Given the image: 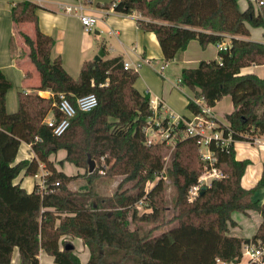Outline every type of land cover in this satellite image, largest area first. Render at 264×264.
Instances as JSON below:
<instances>
[{
	"label": "trees",
	"instance_id": "trees-1",
	"mask_svg": "<svg viewBox=\"0 0 264 264\" xmlns=\"http://www.w3.org/2000/svg\"><path fill=\"white\" fill-rule=\"evenodd\" d=\"M113 1L115 11L140 16L138 26L156 34L166 60L175 59L191 40L206 47L229 35L228 49L218 51L221 60L202 59L196 67L182 68L180 83L194 95L188 98L187 108L198 112L197 98L214 106L232 95L234 108L225 117L234 138L250 140L253 136L246 127L250 123L255 124L254 132H264V77L241 72L245 66L264 64V41L243 38L250 35L251 27H264V10L251 0L245 9L239 0H111L109 5ZM38 7L33 0L16 1L11 17L16 26L26 21L34 24V34L20 28L18 32L40 76L36 88L51 94L20 92L19 107L10 113L6 94L11 81L0 69V264H12L15 247L20 264H40L41 249L56 264L239 262L243 243L264 237V201L254 198L264 186V166L259 180L245 187L241 180L251 160L237 158L234 144L218 150L225 176L188 201V188L204 170L196 139L179 140L166 163L167 145L144 142L143 127L153 110L150 94L135 86L138 71L125 68L119 54L84 60L79 75L72 76L61 55L52 54L54 37L39 28ZM245 89L252 90L240 97ZM59 92L74 104L78 97L94 92L98 105L78 110L67 130L55 135L44 119L50 113L60 117ZM22 142L31 145L35 157L16 160ZM60 150L65 156L57 159ZM89 157L95 161L93 172L88 171ZM65 161L84 171L69 174L57 167ZM40 163L46 171L44 188L36 182L28 191L15 181L22 172L38 173ZM165 163V174L175 190L171 215L161 176ZM104 164L101 174L98 169ZM117 175L123 178L113 193L97 191L96 179ZM81 176L88 186L72 189L70 182ZM249 209L262 216L256 232L251 238L230 234L229 226L236 224L233 213ZM76 237L89 248L86 262L68 241Z\"/></svg>",
	"mask_w": 264,
	"mask_h": 264
},
{
	"label": "crops",
	"instance_id": "crops-1",
	"mask_svg": "<svg viewBox=\"0 0 264 264\" xmlns=\"http://www.w3.org/2000/svg\"><path fill=\"white\" fill-rule=\"evenodd\" d=\"M16 1L19 0H0V69L7 79L11 81V87L6 94V110L10 113L17 111L19 107L20 92H38L44 96L51 94L49 90H38L36 88L40 82V76L35 65L28 59L25 53V45L18 32L20 28L29 34H34V24L27 21L20 23L19 26L14 24L11 17V8ZM33 1L40 5L36 10L39 18V28L42 32L52 35L55 39L52 54L61 55L65 69L72 76L77 77L82 62L84 60H93L100 48L103 47L104 56L120 54L125 61L131 64L141 63L138 70L139 77L135 82V86L141 92L149 93L151 98L158 97L164 102L165 107L169 111L186 116L192 113L187 108V102L189 97H194L193 92L186 86H184V90L178 91L175 89L172 82L167 81L168 78L164 74V67L170 63H176L179 69L177 74L178 82H180L182 68L196 67L202 59L218 57L219 49L217 44L210 43L206 47H202L197 40H191L186 49L175 59L166 60L156 34L138 26L137 19L140 16L136 12L123 14L115 11L112 5H109L111 0ZM251 1L254 2L258 10H264V1L262 4H259L258 0ZM78 3L83 5L84 12L97 16L98 20L91 30L84 28L79 12L65 9L68 5H76ZM248 3L249 0H239L241 9H245ZM243 38L264 41V27H251L250 35L243 36ZM223 41L230 44V36L227 35ZM241 72L256 73L264 77V64L245 66L241 69ZM233 108L234 100L231 95L224 96L212 106L214 113L223 121L227 120L222 117L223 114L231 112ZM250 133L248 135L257 136L258 141L251 143L247 140H238L235 144V149H238L239 154L236 155L237 158H250L252 160L241 180L242 185L245 187H251L259 180L264 166V133L254 132L253 135ZM32 157H35V153L31 145L22 142L16 160L31 159ZM56 158L59 159L58 156ZM57 167L60 168L58 164ZM81 170L82 172L84 171L82 168ZM33 175L38 178L37 175ZM15 181L22 185V173ZM23 187L31 191V189ZM254 198L261 202L264 201V186L256 191ZM252 211L253 209H249L245 213L253 219L254 214L251 213ZM236 213L238 212L233 213L236 224L229 226V233L251 238L262 221L261 214L258 212L255 217L258 223L254 229L249 227L244 229V226L240 224L241 218L237 217ZM74 239L77 240L75 252L79 255L82 262H86L90 255L89 248L83 244L81 238L76 237ZM39 260L40 264H56L53 256L43 249L40 250ZM20 263L21 254L19 248L15 247L12 255V264Z\"/></svg>",
	"mask_w": 264,
	"mask_h": 264
},
{
	"label": "built area",
	"instance_id": "built-area-1",
	"mask_svg": "<svg viewBox=\"0 0 264 264\" xmlns=\"http://www.w3.org/2000/svg\"><path fill=\"white\" fill-rule=\"evenodd\" d=\"M93 1V0H88ZM259 4L263 0H258ZM116 2H112L114 8ZM67 11L79 12V17L82 25L86 30H91L93 25L97 22V16L84 12L83 5L78 3L76 5H68L65 7ZM229 43L221 41L217 44L219 50H226ZM221 60V57H219ZM141 66L140 62L131 64L124 61L125 68H132L136 71ZM58 96V110L61 113L57 117L50 113L44 119V122L52 129L55 135L63 134L70 125L71 119L78 110L89 111L98 105V98L94 92L87 93L76 99V103L68 98L64 92L57 93ZM196 101L200 104L201 110L191 113L190 115H182L174 111H169L163 101L158 97L151 98V108L153 113L147 118L143 127L144 142L147 145L156 143H164L169 147V153L165 156L166 163L168 162L172 151L177 142L185 138H195L198 144L200 157L204 163V170L198 177L197 181L190 185L187 191L188 201H194L200 194L204 185H210L214 179L225 176L224 170L219 166L218 150H225L238 141L234 138V129L231 122L228 120H221L213 111L212 106H209L203 99L197 98ZM249 142L258 141L254 136L247 140ZM104 161V156L101 157ZM165 167L161 176L166 178ZM107 165L99 167V173H105ZM96 168V167H95ZM42 163H40V172L36 173L39 179L40 187H45L44 174L45 170ZM164 174V175H163ZM139 202L140 210H143V204ZM264 264V237H259L256 240L244 242L242 245V254L239 262H227L219 260L216 264Z\"/></svg>",
	"mask_w": 264,
	"mask_h": 264
},
{
	"label": "rangeland",
	"instance_id": "rangeland-1",
	"mask_svg": "<svg viewBox=\"0 0 264 264\" xmlns=\"http://www.w3.org/2000/svg\"><path fill=\"white\" fill-rule=\"evenodd\" d=\"M178 72H179V69H178V65H176V63H170L168 66L164 67V74L168 78L167 81L172 82L173 87L175 89H177L178 91H180L182 89L184 90L185 87H184V85L180 84V82H178V77H177ZM251 90L252 89L242 90L241 93H240V97H243L245 91H246L245 93L247 94V93H250ZM232 98H233V96H232ZM222 117L226 119L225 114H223ZM246 127L248 129H250V131L248 133L251 132L252 135H253V133H254L253 129H255V124H253V123L252 124L251 123L250 124H246ZM253 136H254V138H258L255 135H253ZM258 136H260V135H258ZM251 143H255V142L251 141ZM235 150H236V155H237L238 154V149H235ZM169 151L170 150L168 148V153H169ZM64 155H65V152L64 151H60L57 154V156H58L59 159L63 158ZM251 162H252V160H251ZM263 165H264V163H263ZM58 166L60 168H62L63 170H65L69 174H79V173H82L81 168L75 166L74 164H72V163H70L68 161H65L63 165L58 164ZM22 175H23L22 185L25 186V187H27L28 189H31V190H32L35 182H39V179H40V177L35 178L34 175H32V174H25L24 172H22ZM122 178L123 177L120 176V175L119 176L117 175V176H115L113 178H110V177H100V178H98V179L95 180V184L94 185H95V187H96V189H97V191L99 193H101V194H107L108 195V194L113 193V191L116 189L117 185L121 182ZM165 184H166L167 204L170 206V210H169L168 213H169V215H171V213H172V201H173V197H174V194H175V190H174V187H173V185L171 183V179H170L169 176H166V178H165ZM69 186L72 189L82 190V189H84V188H86L88 186V183H87L86 179L83 176H81V177H78V178H75L74 180H72L70 182ZM253 211L251 212V213L254 214V217L252 215L253 219L250 217V215L247 216V214L244 213V212H238V213H236L237 214V217H240L241 218L240 219V224H241V226H244L243 227L244 229H246L247 227H249L250 229H254L255 226H257L258 221L255 220L256 219L255 217H256V215H258L257 214L258 211H255V210H253ZM247 218H249V219H247ZM68 241L72 242L73 244H76L77 243V240L74 239V238H70ZM78 253H80V251H78ZM82 257H84V256L82 255Z\"/></svg>",
	"mask_w": 264,
	"mask_h": 264
},
{
	"label": "water",
	"instance_id": "water-1",
	"mask_svg": "<svg viewBox=\"0 0 264 264\" xmlns=\"http://www.w3.org/2000/svg\"><path fill=\"white\" fill-rule=\"evenodd\" d=\"M103 56H104V48L102 47V48H100V50L98 51V53L95 55L94 60H98V59H100ZM88 161H89L88 162L89 163V165H88V171L89 172H93L95 170V161L92 158H90V157H89ZM206 188H207V186L204 185L202 187V189H201V193H203L206 190ZM68 247L69 248H73L74 245L73 244H68Z\"/></svg>",
	"mask_w": 264,
	"mask_h": 264
}]
</instances>
